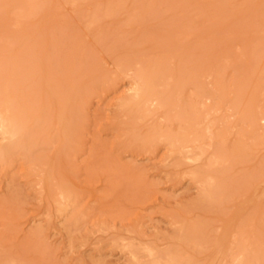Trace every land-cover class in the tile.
I'll return each mask as SVG.
<instances>
[{
  "label": "rangeland",
  "instance_id": "1",
  "mask_svg": "<svg viewBox=\"0 0 264 264\" xmlns=\"http://www.w3.org/2000/svg\"><path fill=\"white\" fill-rule=\"evenodd\" d=\"M0 264H264V0H0Z\"/></svg>",
  "mask_w": 264,
  "mask_h": 264
},
{
  "label": "bare ground",
  "instance_id": "2",
  "mask_svg": "<svg viewBox=\"0 0 264 264\" xmlns=\"http://www.w3.org/2000/svg\"><path fill=\"white\" fill-rule=\"evenodd\" d=\"M152 105V104H151ZM7 119V118H6ZM6 119H4V120H6ZM191 123V122H190ZM211 123V122H210ZM209 126V125H208ZM161 132V131H160ZM194 133V132H193ZM221 135V134H220ZM191 141V140H190ZM197 141H200V139L199 140H197ZM192 142V141H191ZM196 143V142H195ZM189 145V144H188ZM184 150V149H183ZM202 152V151H201ZM213 164V163H212ZM207 177H209V176H207ZM203 185V184H202ZM240 238V237H239Z\"/></svg>",
  "mask_w": 264,
  "mask_h": 264
}]
</instances>
